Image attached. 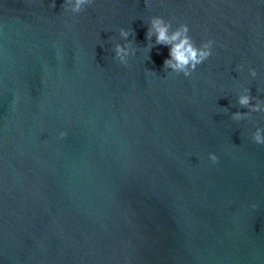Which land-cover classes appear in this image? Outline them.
<instances>
[{
  "label": "water",
  "instance_id": "1",
  "mask_svg": "<svg viewBox=\"0 0 264 264\" xmlns=\"http://www.w3.org/2000/svg\"><path fill=\"white\" fill-rule=\"evenodd\" d=\"M62 3L0 0V264H264V0ZM152 16L213 54L169 75Z\"/></svg>",
  "mask_w": 264,
  "mask_h": 264
},
{
  "label": "clouds",
  "instance_id": "2",
  "mask_svg": "<svg viewBox=\"0 0 264 264\" xmlns=\"http://www.w3.org/2000/svg\"><path fill=\"white\" fill-rule=\"evenodd\" d=\"M92 3L93 0H63L61 7L65 11L76 15L81 13L85 6ZM52 7H55V3L52 4ZM189 32L190 29L186 23H179L178 26L173 28L172 22L165 20L162 16H152L149 20L145 38L147 41H152L154 37L155 43L149 44L147 47L149 52L155 45L169 47V58H166L163 62V70H168L169 75L175 73L189 77L196 71L199 65L203 64L213 54L215 42L212 39H208L197 45L189 35ZM134 33L133 29H119V36L124 43H115L113 52L114 58L123 65H127L128 57L134 56L137 52V49L133 47L132 41L128 39ZM239 68L242 69L243 65H240ZM149 71L150 74H155L154 71ZM249 74L255 78L257 71L254 68H249ZM237 103L241 108H246L248 111L232 113L231 119L234 121L251 119L252 113H264V100L252 96L249 88L241 90L237 97ZM66 135L67 133L63 131L59 133L60 138ZM251 139L258 145H264V128L257 127L252 133ZM208 158L214 164L219 162V157L213 153H209Z\"/></svg>",
  "mask_w": 264,
  "mask_h": 264
}]
</instances>
